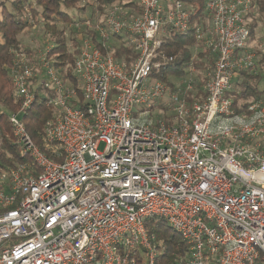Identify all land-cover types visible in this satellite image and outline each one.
<instances>
[{"label":"built area","instance_id":"2783aa9c","mask_svg":"<svg viewBox=\"0 0 264 264\" xmlns=\"http://www.w3.org/2000/svg\"><path fill=\"white\" fill-rule=\"evenodd\" d=\"M139 3V16L114 5L82 24L101 43L80 37L74 74L85 109L73 106L78 91L47 60L50 46L12 70L21 108L9 124L31 162L0 167V264H137L138 250L156 264L159 249L146 229L155 217L186 242L191 264H264V93L246 113L226 97L238 73L264 55V44L247 49L251 0L207 4L210 22L196 26L197 39L215 60L205 98L193 103L184 98L193 78L175 92L151 78L159 38L192 29L185 0ZM118 35L137 52L131 65L114 57L109 41ZM35 80L57 109L45 135L61 148V162L40 151L22 120ZM160 101L173 124L152 111Z\"/></svg>","mask_w":264,"mask_h":264},{"label":"trees","instance_id":"16d2710c","mask_svg":"<svg viewBox=\"0 0 264 264\" xmlns=\"http://www.w3.org/2000/svg\"><path fill=\"white\" fill-rule=\"evenodd\" d=\"M185 2L192 18V29L186 34L168 30L165 36L159 38L162 44L155 61L160 67L152 70L151 78L168 85L173 92L179 89L183 80L193 78L194 88L186 93L184 98L188 103L202 102L205 98L203 86L206 82V72L211 70L215 57L205 48L204 41L197 39L196 26L209 24L207 4L210 0ZM114 5L130 10L129 17L142 13L139 0H13L9 9H5L6 6L3 5L4 9L0 15L1 168L17 167L31 162L27 156L20 155L9 124L10 115L19 112L21 108V100L14 91L12 70L19 67L22 57L25 56L32 62L37 61L38 56V44L37 48L23 45L21 40L24 35L32 33L33 28L40 26L39 32L50 46L47 60L57 70L59 77L78 91L79 101L73 106L85 109L87 104L83 101L82 85L74 74V64L82 45L80 37L89 36L97 45L101 43L97 41V35L93 31H88L82 24L87 20L94 24L96 15L104 16ZM87 12H91L92 15L85 16ZM245 18L249 29L247 49L255 51L264 40V0H251V9ZM70 27L72 29L67 36L66 32ZM257 32L262 33L260 41L254 38ZM126 38L125 35H118L109 41V45L116 60L131 65L137 60L138 55ZM256 65L254 70L239 72L233 80L231 90L226 93V97L232 99L233 110L236 113H246L249 105L263 96L264 90L259 89L255 82L264 79V55L259 54ZM192 68L195 69L194 72L191 71ZM36 82L37 80L29 85V90L35 94L36 99L22 120L40 151L53 161L61 162V148L48 144L45 135L46 125L54 118L57 109L47 105L48 97H52L51 92ZM157 109L163 112L160 117L166 123L173 124L174 114L169 112L165 101L158 102L152 111ZM146 229L149 235L154 237L153 242L159 249L156 264H191L188 245L163 218L147 220ZM135 253L137 264H145L142 252L138 250Z\"/></svg>","mask_w":264,"mask_h":264},{"label":"rangeland","instance_id":"374dc122","mask_svg":"<svg viewBox=\"0 0 264 264\" xmlns=\"http://www.w3.org/2000/svg\"><path fill=\"white\" fill-rule=\"evenodd\" d=\"M12 1L13 0H0V15H1L2 10L4 8L5 9H9V7L11 6V2ZM1 3H4V4H1ZM3 5H5L6 7L3 8ZM91 15H92L91 12H87L85 16L88 17V16H91ZM94 18L99 19V18H101V16L96 15V17H94ZM39 27L40 26L38 25L36 28L32 29V31H33L32 33L27 34L26 36L24 35V37L21 40L23 45H25L27 47L37 48V44H38L39 47H38L37 51L42 50L43 47H46L47 45L49 46V44L47 43V40L46 39L44 40V38H43L44 36L42 35L41 32H39V30H40ZM70 29H72V27H70L69 31L66 32L67 36H69V34H70ZM80 30H81V28H80ZM260 37H262V33L257 32V35H255L254 38H255L256 41H258V40L260 41ZM261 42H262L261 44H264V40L261 41ZM255 83H256V85L258 86L259 89L264 90V79L260 80L259 82H255ZM137 108H140V107L137 106ZM161 114H163V112H161ZM157 115H158L157 112H154L152 114L153 117H156Z\"/></svg>","mask_w":264,"mask_h":264},{"label":"water","instance_id":"95a60500","mask_svg":"<svg viewBox=\"0 0 264 264\" xmlns=\"http://www.w3.org/2000/svg\"><path fill=\"white\" fill-rule=\"evenodd\" d=\"M261 178H263V176H260Z\"/></svg>","mask_w":264,"mask_h":264}]
</instances>
